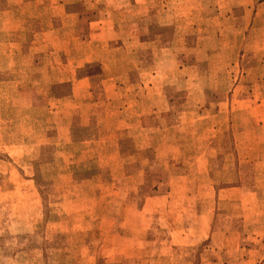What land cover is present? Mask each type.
Here are the masks:
<instances>
[{
  "label": "rangeland",
  "instance_id": "374dc122",
  "mask_svg": "<svg viewBox=\"0 0 264 264\" xmlns=\"http://www.w3.org/2000/svg\"><path fill=\"white\" fill-rule=\"evenodd\" d=\"M83 1L62 38L104 66L76 77L102 80L124 54L91 35L108 12L121 42L143 34L160 48L138 53L112 98L81 88L74 102L91 110H67L24 71L64 60L31 32L56 4L0 15V264H264V0H203L183 22L161 0L149 22L118 13L129 0Z\"/></svg>",
  "mask_w": 264,
  "mask_h": 264
},
{
  "label": "crops",
  "instance_id": "0c3cea01",
  "mask_svg": "<svg viewBox=\"0 0 264 264\" xmlns=\"http://www.w3.org/2000/svg\"><path fill=\"white\" fill-rule=\"evenodd\" d=\"M24 1L28 0H12L10 2L7 0V8L1 10L0 15H11L12 12L15 11V8L17 6L24 4ZM112 1L113 0H96L94 2L112 3ZM155 1L159 0H129V7L120 9V12L118 13L120 15L130 14V18L134 19H146L148 20V22L153 21L155 19V15H152L150 8L152 7V5H154ZM202 1L203 0H161L164 9L167 7H170L172 9V14L175 18H177L176 22L177 20H182L183 22L188 16L192 15L194 11H197L201 6ZM226 1L228 4L230 3L232 7H235L236 4L238 7H242L251 6L254 0H247V2H245V0ZM213 2L217 6V4L221 2V0H219L218 2L217 0H213ZM51 3L56 4L54 9L57 11L54 15L52 14L50 16L51 21L49 26L47 28L46 26L44 27V25L42 26V22L40 21L42 17H39L40 15H38L35 20L36 28L31 32H33V34L36 33L35 36H39V45L42 50H40V52L49 53L50 56H57L59 54L63 57L64 60L63 62L54 63H44V61H40L35 64H30L29 61H27L24 63V71L28 74V80L29 82H32L33 86L48 85V88L51 90V92L46 95V98L50 101H54V104L58 103V106L61 105L67 110L75 111V109L80 110L81 108L88 109V111L91 110V106L85 102H82L81 104H76V102H74V100L77 98L76 94L78 93V89L81 88L91 91V94L95 95V100H101L102 98H112L115 92L120 89L121 85L126 86L131 82L130 74L132 70L137 69L139 65L138 63H141L138 53L140 51H150L152 54V50L154 48H160L159 38H155L151 41H144L141 39V36L143 34H136L135 36H132L130 40L128 39L129 41L127 40L128 42L126 43L121 42L120 34L116 33L114 30L115 24L117 23L114 21L112 13L108 12L107 16H98L96 17V20L98 21V26L110 24L109 27H106V29L100 28L97 31L92 32L91 35L93 36V40L104 42L108 39L114 41L112 47H115V52L124 54L117 57L115 61L116 63L112 65V68L109 71L110 76H107L102 80H94L95 77L90 74L76 77V70H80L82 68L87 69L88 67L91 68L93 67V64L97 65L98 67L104 66V63L100 58L96 59L95 61L90 60L86 55L85 48L83 49V51L77 52L76 54L71 40H63L64 38H62L63 29H61L62 25H60L59 21H67L68 19H77L78 21H80V19H83L82 15H80L81 9L78 6L76 7V4L80 3V5H85V2L83 0H52ZM258 3L259 5L257 6V9L264 5V1H260ZM30 5L39 7V2L38 0H35V3H30ZM220 9L221 7H219L218 5V7H216V13L214 14V17L216 19L220 17ZM123 21L125 22V20H122L120 22ZM88 26L90 27L89 24ZM147 27H149V25ZM2 30L4 32H8V34L10 35H12V33H21L25 31V29H20V27L3 28ZM12 45L13 44H10L11 47ZM35 48L36 46L33 43L27 46V50L30 53L34 51ZM133 54H137L136 58L137 60H139L136 61L137 64L130 61L128 58ZM10 61L12 62L11 67H13L16 61V56H11ZM1 71L3 70L0 69V72ZM64 74L68 76L67 79L55 78L59 75H61L62 77ZM97 79H99V76ZM147 94H149V92ZM152 113L154 112L148 109L144 114L151 115ZM148 118V116L146 118L141 117L140 126L145 124L144 122L147 121ZM142 130L145 131L143 127ZM120 142H124V140H120Z\"/></svg>",
  "mask_w": 264,
  "mask_h": 264
}]
</instances>
